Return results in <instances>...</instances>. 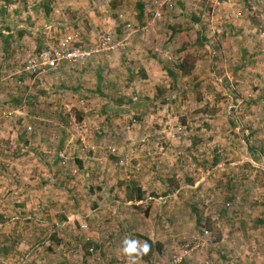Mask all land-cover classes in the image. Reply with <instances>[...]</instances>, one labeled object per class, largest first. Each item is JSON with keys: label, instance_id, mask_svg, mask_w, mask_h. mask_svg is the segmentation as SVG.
Returning <instances> with one entry per match:
<instances>
[{"label": "rangeland", "instance_id": "374dc122", "mask_svg": "<svg viewBox=\"0 0 264 264\" xmlns=\"http://www.w3.org/2000/svg\"><path fill=\"white\" fill-rule=\"evenodd\" d=\"M93 1L0 0V264H263L264 0Z\"/></svg>", "mask_w": 264, "mask_h": 264}, {"label": "built area", "instance_id": "2783aa9c", "mask_svg": "<svg viewBox=\"0 0 264 264\" xmlns=\"http://www.w3.org/2000/svg\"><path fill=\"white\" fill-rule=\"evenodd\" d=\"M75 39L72 35L60 38V42L55 46L44 47L34 55H30L26 60L23 70L30 75H38L45 70L56 69L62 61L76 62L86 60L91 54V50L80 49L75 46ZM179 257L173 264H179Z\"/></svg>", "mask_w": 264, "mask_h": 264}, {"label": "crops", "instance_id": "0c3cea01", "mask_svg": "<svg viewBox=\"0 0 264 264\" xmlns=\"http://www.w3.org/2000/svg\"><path fill=\"white\" fill-rule=\"evenodd\" d=\"M91 1H93V0H91ZM94 2V1H93ZM10 5H12L13 6V4H10ZM4 6H6V5H4ZM41 8H43L44 10H45V8L44 7H40V8H38V9H36V10H40ZM19 10V9H18ZM46 10L47 11H49L50 10V8H48V7H46ZM46 12V11H45ZM30 14H32V13H30ZM33 18V17H32ZM150 238H151V236L150 235H148ZM162 248V247H161ZM164 248V247H163ZM170 249H169V251H172V252H184L183 254L185 255V254H188L186 257H185V259H184V261H183V264H195V262H193V260H194V258L193 257H195V254H192L191 252H190V250H181L180 248H177V247H169ZM220 249L217 251V255L219 256V263L220 264H222V262H223V259H221V258H225V260L227 261V263L226 264H239V263H241V260H242V258H237L236 257V255H235V253L238 251L236 248L234 249V247H219ZM246 248V247H245ZM253 248V247H252ZM163 250V249H162ZM161 250V251H162ZM239 250L240 251H243V252H249V250H247V249H243V248H239ZM197 255H199V253H196ZM174 256V255H173ZM218 256L216 257V258H218ZM253 257H256V255H248V256H246V258L249 260V261H245V263L244 264H254V262H252L253 261ZM200 264V263H199ZM264 264V263H263Z\"/></svg>", "mask_w": 264, "mask_h": 264}, {"label": "trees", "instance_id": "16d2710c", "mask_svg": "<svg viewBox=\"0 0 264 264\" xmlns=\"http://www.w3.org/2000/svg\"><path fill=\"white\" fill-rule=\"evenodd\" d=\"M142 7H143V6H141V11H140L141 16H142V14H143ZM214 161L217 162V161H218V157H215ZM137 198H138V199L142 198V194L139 193V195H138Z\"/></svg>", "mask_w": 264, "mask_h": 264}, {"label": "clouds", "instance_id": "9594fccd", "mask_svg": "<svg viewBox=\"0 0 264 264\" xmlns=\"http://www.w3.org/2000/svg\"><path fill=\"white\" fill-rule=\"evenodd\" d=\"M147 250V246L145 245V251ZM125 251H128V249H126Z\"/></svg>", "mask_w": 264, "mask_h": 264}]
</instances>
